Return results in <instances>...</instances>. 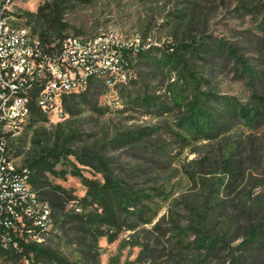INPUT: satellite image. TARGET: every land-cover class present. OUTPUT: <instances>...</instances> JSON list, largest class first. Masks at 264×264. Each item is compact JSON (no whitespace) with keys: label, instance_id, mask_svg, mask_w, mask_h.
Wrapping results in <instances>:
<instances>
[{"label":"rangeland","instance_id":"1","mask_svg":"<svg viewBox=\"0 0 264 264\" xmlns=\"http://www.w3.org/2000/svg\"><path fill=\"white\" fill-rule=\"evenodd\" d=\"M14 14L51 42L116 34L139 37L149 53L136 57L128 82H99L85 98L69 100L65 117L34 115L25 134L12 139L18 166L50 148L77 153L47 159L65 176L37 173L47 181L41 192L60 186L64 199L53 208L51 232L32 243L65 264H264V238L248 240L251 225L264 220V105L255 98L264 99V0H18ZM169 44L174 49L166 52ZM198 92L214 102L213 95H227L246 108L261 106V121L251 127L238 118L228 133L208 139L184 125ZM232 150L242 165L234 180L222 167ZM74 166L97 183L93 195L107 174L122 180L116 197L140 194L141 212L129 207L119 225L102 222L97 214L109 198L87 196L88 187L70 174ZM33 259L6 253L0 264ZM39 264L58 263L44 254Z\"/></svg>","mask_w":264,"mask_h":264},{"label":"built area","instance_id":"2","mask_svg":"<svg viewBox=\"0 0 264 264\" xmlns=\"http://www.w3.org/2000/svg\"><path fill=\"white\" fill-rule=\"evenodd\" d=\"M18 0H0V247L41 241L54 227L51 204L41 197L28 166H18L9 144L33 121L34 108L62 118L64 99L92 82H128L140 38L116 34L44 40L14 14Z\"/></svg>","mask_w":264,"mask_h":264},{"label":"trees","instance_id":"3","mask_svg":"<svg viewBox=\"0 0 264 264\" xmlns=\"http://www.w3.org/2000/svg\"><path fill=\"white\" fill-rule=\"evenodd\" d=\"M46 10L45 6L39 7L40 14L43 13ZM34 15V14H32ZM40 16V15H39ZM21 23V22H20ZM24 24V23H21ZM27 26H30L32 30L38 34L41 38L44 40L50 39V36L44 32H38L37 28H33L29 24H24ZM171 49H174L173 44L168 45V51ZM178 49V48H177ZM179 49L177 50V52ZM174 53V58L176 61H184V70H189L188 65H186L185 60L183 57L180 56L179 53ZM149 53L144 50L140 49L137 52L136 57L139 58H146L148 57ZM168 55V56H167ZM167 57H169V54H166ZM166 56H163L160 60L161 63L166 62ZM170 60H167V62ZM191 74V73H190ZM194 78V77H193ZM198 81V79H196ZM99 81L92 82L90 88L87 90L88 92L93 88V86H96ZM87 92V93H88ZM87 93H73L65 97L64 99V107H63V114L62 117H65L67 113H70L69 109V100L76 98V97H82L85 98ZM210 93H200L198 92L197 95L193 98L191 103L189 104V113L190 115L183 120H186V123L184 124L185 127L187 126L191 131L196 132L198 134H202L205 137L209 138H215L217 135H221L224 133H228L232 125L235 123L236 119L240 118L242 119L247 125L251 127H255L257 125V122L261 121L263 110L261 106L253 107V108H246L243 107V104H240L237 100H233L231 97L227 95H213L217 101L214 102L212 100L213 97H210ZM258 98V102L260 104L264 105V99L262 97L256 96L255 98ZM214 98V99H215ZM213 101L212 104L209 102ZM34 115L43 117L45 114L41 111H39L37 108H34ZM260 119V120H259ZM9 147L12 149V143L9 144ZM237 150H232L230 156L228 158L223 160L222 167L226 171V173H229L232 177V180L235 179V177H238L241 173V162L238 159H235L234 156ZM63 154H74L77 153L70 149H64L62 152H58L55 148H50L47 150V152L44 155L39 156L33 162L29 164V168L33 171L34 175L32 178V181L34 185L38 189H44L47 186V181L39 180L37 177V173L40 171H46L50 170L56 173L59 176H65L68 172L67 170H61L56 171L54 170V163L52 166H46L48 161L47 159H55L56 162L59 161L60 156ZM88 158L92 159H98L101 164H104L105 162L99 158L97 155H92L90 153L86 154ZM86 165H89L90 162H85ZM35 168L38 169L36 172ZM35 170V172H34ZM70 174L73 176H77L81 179L82 183L88 187V194H92V192L98 187L97 183L94 180L89 179L87 176H85L78 166H74L72 170L70 171ZM122 180L119 178L113 177L111 173L106 175V182L101 186V190H99L97 193H94L93 196L98 198L99 200L104 197L103 195H107L109 200H103L101 209L102 212L98 213L97 216L101 217L102 222H108L110 224L119 225V218L121 217V213L123 211H127L128 213H132L129 207H135L139 212H141V206L139 207L141 195L136 194L135 192H129L126 191L122 197H116L122 193V190L119 189L121 185ZM60 186H55L51 190H44L41 192V196L43 194H46L49 203L51 204L52 208L60 207L62 206V203L59 202V200L64 199L60 194ZM115 193L117 195H115ZM87 197H85L86 199ZM115 198V199H114ZM145 205V204H141ZM77 218L78 214L75 216ZM81 220H84L82 217ZM149 223V222H146ZM135 227V226H130ZM2 228H0L1 230ZM250 234L248 240L251 243H254L257 239L262 240L264 238V220L260 222L259 224H252L250 228ZM98 235L100 236H107L109 241L114 240V235L100 231L98 232ZM19 240V246L18 248H15L13 246H9V248H2L0 247V256L6 253L12 254L14 256L19 255H26L30 259V253H33L35 256V260L33 259V264H39V261H41V258L44 254H48L53 260H55L58 264H65V260L61 257H59L56 253L53 251H50L48 249H43L37 244L25 243L23 239L18 238ZM215 239H209V243L212 245V242H214ZM216 241V240H215Z\"/></svg>","mask_w":264,"mask_h":264}]
</instances>
